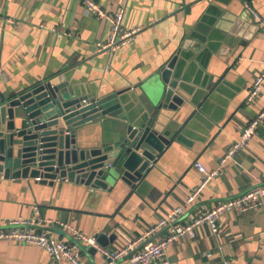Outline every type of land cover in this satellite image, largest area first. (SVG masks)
Masks as SVG:
<instances>
[{
    "label": "crops",
    "instance_id": "1",
    "mask_svg": "<svg viewBox=\"0 0 264 264\" xmlns=\"http://www.w3.org/2000/svg\"><path fill=\"white\" fill-rule=\"evenodd\" d=\"M95 1L110 13L122 9V29H136L114 51L97 50L96 42L107 40L110 25L87 14L78 0H0V95L60 77L82 96L97 100L122 92V122L128 115L138 126L145 122L139 105L142 84H154L155 73L177 55L175 74L184 102L175 110L149 112L169 142L135 186L122 182L103 190L66 181L47 186L36 179L0 176V223L36 222V230L73 243L82 264L107 260L61 223L96 239L103 233L106 245L96 241L109 250L126 246L184 204L200 180L195 161L219 173L179 222L264 183V118L244 148L221 162L241 127L264 107V77L256 97L246 100L264 70V29L248 7L264 16V0ZM69 129L86 146L111 143L116 133L112 119ZM216 225L212 231L200 224L192 236L174 241L167 264H264V205L243 213L227 211ZM164 232L157 230L153 238ZM0 264L73 263L54 260L37 245L0 239Z\"/></svg>",
    "mask_w": 264,
    "mask_h": 264
},
{
    "label": "water",
    "instance_id": "2",
    "mask_svg": "<svg viewBox=\"0 0 264 264\" xmlns=\"http://www.w3.org/2000/svg\"><path fill=\"white\" fill-rule=\"evenodd\" d=\"M236 1L244 3L245 0ZM176 60L174 55L155 73L154 84H142L139 105L145 122L138 126L128 115L126 122H122L125 112V103L120 98L122 92L117 97L97 100L91 94L82 96L77 86L60 77L57 81L48 78L33 82L18 92H3L0 95V176L39 177L36 181L47 186L64 181L103 190L122 182L135 186L169 142L149 112L154 114L161 108L175 110L184 102L179 75L175 74ZM83 99L89 102L84 103ZM98 119L114 121L116 133L111 143L80 144L69 127L76 129ZM97 241L106 245L105 235L99 234Z\"/></svg>",
    "mask_w": 264,
    "mask_h": 264
},
{
    "label": "built area",
    "instance_id": "3",
    "mask_svg": "<svg viewBox=\"0 0 264 264\" xmlns=\"http://www.w3.org/2000/svg\"><path fill=\"white\" fill-rule=\"evenodd\" d=\"M84 11L99 19H105L110 25V32L107 40L96 42L98 51H114L119 46L129 42L136 29L123 30L121 20L123 16L122 9L113 13L108 12L95 0H78ZM253 18L264 29V16H260L255 10L248 7ZM264 77V70L254 79L248 88L246 100H253L260 91L261 83ZM88 103L87 99L82 100ZM264 118V107L240 129L239 138L229 144L221 162L234 157L244 148L247 142L253 137L260 121ZM67 132V131H66ZM194 169L199 173L200 180L198 184L186 195L184 204L175 207L160 219L156 225L146 230L143 234L137 236L126 246L116 250H109L101 247L97 243L95 236H87L81 231L75 229L70 224L61 223L62 228H66L70 235L77 241L86 242L99 250L107 264H167L166 252L169 246L180 237L192 236L196 226L208 224L212 231H217L216 222L220 216L227 211H236L238 213L256 210L264 205V183L251 188L250 190L227 200L220 201L209 208H202L196 215L188 220L179 222L178 218L185 213L200 195L202 190L208 185L212 178L216 177L219 169H208L200 162L193 163ZM36 180L39 177L35 178ZM33 221H27L23 218L8 220L0 223V239L12 240L24 244H33L43 248L54 260L66 259L73 264H82L76 252V246L73 243L66 242L48 234L36 230ZM38 224V223H37ZM164 228L165 232L159 238H153V234ZM225 264H229L225 261Z\"/></svg>",
    "mask_w": 264,
    "mask_h": 264
}]
</instances>
